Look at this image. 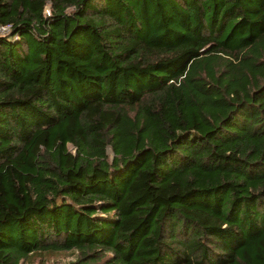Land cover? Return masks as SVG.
Returning <instances> with one entry per match:
<instances>
[{
  "label": "trees",
  "instance_id": "1",
  "mask_svg": "<svg viewBox=\"0 0 264 264\" xmlns=\"http://www.w3.org/2000/svg\"><path fill=\"white\" fill-rule=\"evenodd\" d=\"M1 26L0 264H264V0H0Z\"/></svg>",
  "mask_w": 264,
  "mask_h": 264
},
{
  "label": "rangeland",
  "instance_id": "2",
  "mask_svg": "<svg viewBox=\"0 0 264 264\" xmlns=\"http://www.w3.org/2000/svg\"><path fill=\"white\" fill-rule=\"evenodd\" d=\"M0 33L6 34L7 32L0 31ZM68 148L71 152H74V147L71 144H68ZM107 152L110 155V157H112V152L109 148H108ZM47 255H49V254H44L42 257H45ZM70 257H71V255L69 253H63V254L52 255L50 257H45L44 260H45V264H51L52 262L55 261V259H60L61 261H65V260H68ZM39 260H40L39 257H35L34 259L32 258L29 262L32 264H37Z\"/></svg>",
  "mask_w": 264,
  "mask_h": 264
},
{
  "label": "built area",
  "instance_id": "3",
  "mask_svg": "<svg viewBox=\"0 0 264 264\" xmlns=\"http://www.w3.org/2000/svg\"><path fill=\"white\" fill-rule=\"evenodd\" d=\"M0 31L8 32L9 31V26H1L0 27Z\"/></svg>",
  "mask_w": 264,
  "mask_h": 264
}]
</instances>
